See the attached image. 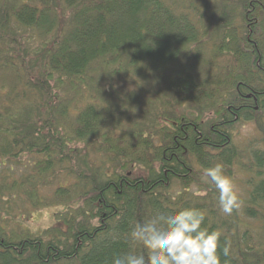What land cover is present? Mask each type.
Instances as JSON below:
<instances>
[{
  "label": "trees",
  "instance_id": "obj_1",
  "mask_svg": "<svg viewBox=\"0 0 264 264\" xmlns=\"http://www.w3.org/2000/svg\"><path fill=\"white\" fill-rule=\"evenodd\" d=\"M240 122L259 137L236 139ZM27 155L42 179L65 171L49 196L31 179L32 209H64L43 230L0 224V264L146 254L135 224L186 207L231 242L222 264H264V0H0V158ZM217 163L230 216L203 180Z\"/></svg>",
  "mask_w": 264,
  "mask_h": 264
},
{
  "label": "clouds",
  "instance_id": "obj_2",
  "mask_svg": "<svg viewBox=\"0 0 264 264\" xmlns=\"http://www.w3.org/2000/svg\"><path fill=\"white\" fill-rule=\"evenodd\" d=\"M155 170L159 171L158 164ZM203 174L215 187L220 214L230 216L240 201L232 178L224 173V165L217 163L204 169ZM205 219L202 210L192 207L175 214L157 212L151 219L136 223L128 234L131 245L143 246L146 254H117L111 264H222L221 252L229 257L231 242L225 238L221 249V233L204 227Z\"/></svg>",
  "mask_w": 264,
  "mask_h": 264
},
{
  "label": "rangeland",
  "instance_id": "obj_3",
  "mask_svg": "<svg viewBox=\"0 0 264 264\" xmlns=\"http://www.w3.org/2000/svg\"><path fill=\"white\" fill-rule=\"evenodd\" d=\"M202 5L203 3L199 2L195 4L194 9H189L190 7L186 8L191 11L190 17L195 21L199 19L197 11L202 10ZM128 84L129 83L121 82L115 89L110 90L115 93H123L127 88L132 87L131 84ZM236 126V139L238 138L247 143L248 140H254L259 137L256 126L252 122H240L237 123ZM34 157L32 155H27L17 160H4L0 158V224L6 229L19 228L21 225L24 228L28 227L31 231L43 230L54 223L55 213L58 211L61 212L64 209L60 206L45 207L36 211L32 209L26 194V189L32 184L30 182L31 179L33 178V180L39 182V195L45 194L49 196L56 188V185L65 172L64 170L59 171V167H57L55 169V175L53 172H49V174L42 179L40 174L38 175L36 173L34 163L38 158L35 157V160ZM90 157L93 161H103V158L100 159L101 155L96 151H91ZM203 180L207 181L205 185L207 189L210 186H208L210 182L205 176H203ZM42 181L46 182V185H43ZM176 189L178 188L176 187Z\"/></svg>",
  "mask_w": 264,
  "mask_h": 264
}]
</instances>
